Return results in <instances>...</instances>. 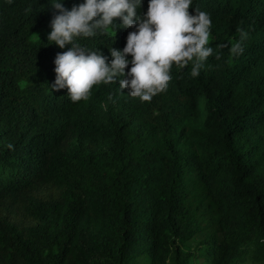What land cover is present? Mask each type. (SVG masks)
<instances>
[{"label": "trees", "instance_id": "16d2710c", "mask_svg": "<svg viewBox=\"0 0 264 264\" xmlns=\"http://www.w3.org/2000/svg\"><path fill=\"white\" fill-rule=\"evenodd\" d=\"M56 2L0 0V264H264V0H192L212 19L198 77L173 65L150 102L117 80L76 103L53 88L72 47L48 40ZM122 24L75 42L110 63Z\"/></svg>", "mask_w": 264, "mask_h": 264}, {"label": "clouds", "instance_id": "9594fccd", "mask_svg": "<svg viewBox=\"0 0 264 264\" xmlns=\"http://www.w3.org/2000/svg\"><path fill=\"white\" fill-rule=\"evenodd\" d=\"M191 4L192 0H149L147 13L138 15L142 0H86L71 10L59 0L53 3L60 14L51 22L48 40L62 49L72 46L57 53L53 88H67L71 101L76 103L87 101L94 86L119 80L122 91L130 89L131 97L150 102L167 90L173 65L183 69L191 62V76L198 77L205 62L214 55V48L209 46L212 19L199 9L192 14ZM117 18L123 21L122 27L136 30L128 34L122 51L110 48V63L100 51L87 50L75 42L79 37H93L98 31L110 33ZM237 31L240 39L230 41V47L218 45V49L229 47L232 57L243 53L247 37L243 30ZM215 58H221L218 50ZM129 64L131 68L126 71ZM7 147L14 150L11 143Z\"/></svg>", "mask_w": 264, "mask_h": 264}, {"label": "rangeland", "instance_id": "374dc122", "mask_svg": "<svg viewBox=\"0 0 264 264\" xmlns=\"http://www.w3.org/2000/svg\"><path fill=\"white\" fill-rule=\"evenodd\" d=\"M196 239H193L189 242V246L192 248L194 243L196 242ZM191 264H209L208 260L204 259V258H194L191 262ZM238 264H261L258 261H255L253 259L250 258H246L243 261L238 262Z\"/></svg>", "mask_w": 264, "mask_h": 264}]
</instances>
